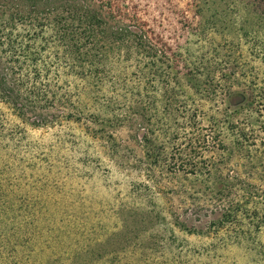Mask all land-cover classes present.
I'll list each match as a JSON object with an SVG mask.
<instances>
[{"label": "rangeland", "instance_id": "obj_1", "mask_svg": "<svg viewBox=\"0 0 264 264\" xmlns=\"http://www.w3.org/2000/svg\"><path fill=\"white\" fill-rule=\"evenodd\" d=\"M108 1L165 55L116 67L118 89L133 96L106 91L119 109L109 127L86 121L88 99L57 105L80 122L52 128L25 125L0 103V264H264L261 219L219 229L241 196L212 189L220 175L264 184L263 116L228 104L234 92L264 98V0ZM197 81L205 95L188 89ZM232 118L260 135L255 165L229 156ZM145 137L165 152L155 183L139 168ZM181 160L199 163L198 175L179 172Z\"/></svg>", "mask_w": 264, "mask_h": 264}, {"label": "trees", "instance_id": "obj_2", "mask_svg": "<svg viewBox=\"0 0 264 264\" xmlns=\"http://www.w3.org/2000/svg\"><path fill=\"white\" fill-rule=\"evenodd\" d=\"M135 19L108 0H0V103L25 125L35 128H52L64 122V118L67 122H80L69 108L67 114L56 113L55 107L66 102L78 110L81 104L75 105L74 98L78 103L88 99V123H101L105 127L119 121V109L105 93L112 88L114 99L123 90L127 96H133V89H118L116 67L130 62L135 55L145 60L154 59L158 52L165 55L159 43L151 38L150 31L139 20L134 22ZM158 60L160 63L162 59ZM205 86V82L197 81L188 89L205 95L208 91ZM175 90L173 87L172 91ZM95 92L103 96L101 101L92 100ZM228 101L230 107L243 105L244 110L256 109L264 119L263 96L249 98L245 93L234 92ZM121 116L127 117L123 122L131 121L130 115L122 112ZM226 127L235 135L229 156L239 153L255 165L254 160L261 152L257 130L243 126L234 118L228 120ZM145 139L144 158L139 168L155 183L153 168H157L165 152L155 155L149 140ZM183 154L185 160L191 161V151H184L179 157ZM187 161L181 160L179 172L198 175L199 163ZM217 180L212 183V189H218L223 196L237 190L241 196L221 214L215 223L218 228L239 224L245 215L252 222L261 219L259 230L264 225V184L231 181L221 175Z\"/></svg>", "mask_w": 264, "mask_h": 264}]
</instances>
